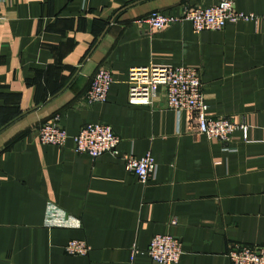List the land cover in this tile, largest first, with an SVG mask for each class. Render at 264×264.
<instances>
[{"label": "crops", "instance_id": "crops-1", "mask_svg": "<svg viewBox=\"0 0 264 264\" xmlns=\"http://www.w3.org/2000/svg\"><path fill=\"white\" fill-rule=\"evenodd\" d=\"M214 1L0 0V264H152L145 249L156 233L178 238L177 264H230L228 245L264 243V18L198 32L188 20L144 21L152 9ZM234 6L259 13L264 0ZM148 63L198 65L208 113L245 122L247 139H206L160 93L129 103L127 69ZM99 65L113 80L103 102L85 105ZM54 114L61 146L35 136ZM91 121L110 125L119 155L72 150L71 135ZM146 150L154 171L142 183L121 155ZM48 204L78 227L46 226ZM69 239H84L87 254H66Z\"/></svg>", "mask_w": 264, "mask_h": 264}, {"label": "built area", "instance_id": "built-area-1", "mask_svg": "<svg viewBox=\"0 0 264 264\" xmlns=\"http://www.w3.org/2000/svg\"><path fill=\"white\" fill-rule=\"evenodd\" d=\"M264 18V9L259 13L241 11L235 8L234 0H215L203 6L182 5L178 14H165L159 10H150L144 18L147 27L160 29L176 21L188 20L194 32L202 29H220L227 21H253ZM113 77L106 65H99L90 76L81 100L85 105L103 102ZM127 101L129 103L150 104L159 93L165 98L167 107L176 113L189 110L193 114L196 133L210 141L225 143L234 131H239L243 140L247 139L248 124L233 120L224 115H211L207 111L202 83L199 78V66L194 64H140L130 65L127 69ZM58 115L41 121L35 136L41 143L63 145L67 133L57 123ZM71 148L78 153L96 157L102 153L119 155L118 136L110 125L91 121L80 125L71 135ZM124 166L132 172L138 181L145 183L154 171V159L149 150L140 156L131 153L121 155ZM175 224V218L169 219ZM46 226L78 227V221L54 205H46ZM63 251L69 255H86L89 245L84 239H69L63 245ZM130 251V260L135 254ZM182 251L177 237L167 233L153 234L145 249L152 264H177ZM230 264H264V243L261 245H228L225 253Z\"/></svg>", "mask_w": 264, "mask_h": 264}]
</instances>
